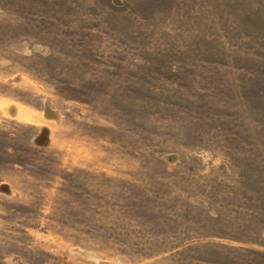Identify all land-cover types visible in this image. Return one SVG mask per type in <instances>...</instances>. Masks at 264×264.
Segmentation results:
<instances>
[{"label": "rangeland", "instance_id": "374dc122", "mask_svg": "<svg viewBox=\"0 0 264 264\" xmlns=\"http://www.w3.org/2000/svg\"><path fill=\"white\" fill-rule=\"evenodd\" d=\"M0 264H264V0H0Z\"/></svg>", "mask_w": 264, "mask_h": 264}]
</instances>
